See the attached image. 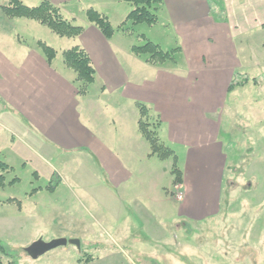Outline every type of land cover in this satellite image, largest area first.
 I'll list each match as a JSON object with an SVG mask.
<instances>
[{
    "label": "crops",
    "instance_id": "0c3cea01",
    "mask_svg": "<svg viewBox=\"0 0 264 264\" xmlns=\"http://www.w3.org/2000/svg\"><path fill=\"white\" fill-rule=\"evenodd\" d=\"M50 1L61 8L68 20L85 27L77 38H60L66 41L61 42V50L84 48L101 81L96 78L89 93L79 95L73 83L75 74L64 62L59 63V52L49 63L37 46V39L31 44L24 40L26 27L19 31L22 34L0 32V153L4 149L22 153V148L25 153L34 151L42 159H73L82 155L96 158L102 174L119 194L121 207L131 206L142 223L184 218L202 224L220 219L228 169L233 176L230 185L236 186L235 166L229 165L233 147L221 138L228 133L222 115L229 109V96L247 89L250 80L235 83L241 70L237 55L213 56L202 48V43L214 46L222 36H230L232 41L230 32L237 26L227 19L215 21L211 0H164L161 9L181 38L182 29L197 27L194 35L186 31L185 36L194 38L193 45L199 51L189 54L188 71L176 64L157 73L139 74L126 72L117 62L118 51L123 52L117 35L131 12L129 6H121L127 2ZM89 9L108 17L116 30L112 38H106L87 21ZM19 20L9 21L15 25ZM21 28L17 23V29ZM199 31H203V36ZM199 72L208 74L217 87H200L197 94L192 82ZM138 103L146 105L152 116L161 121L162 140L177 155L183 175L181 184H175L171 159L153 156L140 134ZM256 108L250 105L249 112L264 119L260 113L264 107ZM249 117L252 116L246 118L248 124ZM260 128L258 133L253 131L255 136L264 131V124ZM182 147L186 155L184 164ZM50 167L55 168L52 164ZM244 185L247 189L254 187L253 182ZM177 190L182 192L183 200L176 198ZM6 204L19 205L2 203ZM21 206L20 202V210ZM170 234V239L179 240L174 232ZM23 263L26 262L22 260Z\"/></svg>",
    "mask_w": 264,
    "mask_h": 264
},
{
    "label": "rangeland",
    "instance_id": "374dc122",
    "mask_svg": "<svg viewBox=\"0 0 264 264\" xmlns=\"http://www.w3.org/2000/svg\"><path fill=\"white\" fill-rule=\"evenodd\" d=\"M7 1L0 0V32L18 33L26 27L24 40L29 44L34 39L51 44L59 52V63L63 64L61 49L64 48L60 47L66 41L27 19L17 21L22 27L17 29V23L9 21L14 19H8L1 11V5ZM39 3L40 0H25L30 7ZM211 3L215 21L227 19L237 28L230 32L232 41L230 36L228 39L222 36L217 38L216 45L202 43V48L213 56L237 55L241 70L235 83L250 80L247 89L229 96V109L222 115L228 133L221 138L233 147L229 165L235 166L236 186L230 185L233 176L228 169L220 219L202 224L184 218L142 223L131 206L121 207L119 194L102 174L96 158L82 155L73 159H42L34 151L25 153L21 148L22 153H17L4 149L0 161L11 169L4 173L6 186L0 189V242L17 254L18 264L22 260L26 262L23 264H37L36 261L39 264H264V131L253 134L261 129L264 119L249 112L250 105L257 110L264 107V0H211ZM121 6L133 10L131 4ZM165 14L162 9L158 11L159 21L155 25L127 23V30L118 32L123 52L118 51L117 62L126 72L157 73L176 64L182 71H188L189 54L199 49L193 45L194 38L185 36V32L190 31L192 36L197 27L182 29L181 38ZM199 32L203 36V31ZM18 38L23 40L20 35ZM145 38L166 52L175 51L174 61L152 67L146 63L147 56L135 57L131 47L144 45ZM204 73L194 76L192 84L197 94L200 87H217ZM96 78L101 81L98 74ZM248 116H252L249 124ZM184 153L182 147V164ZM169 161L173 163L172 159ZM50 164L55 167L53 170ZM249 182L254 187L247 189L244 184ZM11 199L21 202V210L20 204L2 205ZM172 232L179 240L170 239ZM64 235L68 240H79L80 248L60 247L37 260L27 255L26 249L34 243H49ZM178 241L181 246H177ZM88 255L93 258L89 263L85 261Z\"/></svg>",
    "mask_w": 264,
    "mask_h": 264
},
{
    "label": "trees",
    "instance_id": "16d2710c",
    "mask_svg": "<svg viewBox=\"0 0 264 264\" xmlns=\"http://www.w3.org/2000/svg\"><path fill=\"white\" fill-rule=\"evenodd\" d=\"M132 5L133 10L129 13L127 20L120 26V30H127V23L132 26L139 24L155 25L158 23V11L164 4V0H118ZM4 15L8 19H27L35 21L48 28L59 38L74 39L81 36L85 27L77 25L73 20H68L62 13L61 8L54 5L50 0H40L38 6L30 7L25 4V0H8L5 5H1ZM86 19L89 23L95 25L103 35L110 39L115 34L110 20L106 15L89 9L86 11ZM37 46L47 61L51 63L58 55V51L47 45L43 41H38ZM131 52L136 57L147 56L146 63L151 66H161L168 61H174V52H166L162 48L145 38L142 46H133ZM65 66L75 74L73 81L79 95H87L90 87L96 79V70L92 60L86 50L80 46L62 52ZM139 121L138 128L142 137L148 142L151 148V154L162 160L172 159V174L175 177V184H181L183 175L177 165V155L175 151L164 143L160 135L162 123L151 115L149 108L138 103ZM11 168L8 164L0 161V189L6 186V177L4 173H9ZM2 171V172H1ZM17 179L10 182L13 184ZM20 204L16 199L8 200L4 203ZM17 254L13 253L6 245L0 242V264H18ZM7 260V261H6ZM87 263L93 261L91 256H86ZM81 263V260H80Z\"/></svg>",
    "mask_w": 264,
    "mask_h": 264
},
{
    "label": "water",
    "instance_id": "95a60500",
    "mask_svg": "<svg viewBox=\"0 0 264 264\" xmlns=\"http://www.w3.org/2000/svg\"><path fill=\"white\" fill-rule=\"evenodd\" d=\"M68 245H75L80 248L79 240H68L66 238H60L53 240L49 243L39 241L34 243L32 246L26 249L27 255L33 259L37 260L39 257L43 256L45 253L60 248L67 247Z\"/></svg>",
    "mask_w": 264,
    "mask_h": 264
},
{
    "label": "built area",
    "instance_id": "2783aa9c",
    "mask_svg": "<svg viewBox=\"0 0 264 264\" xmlns=\"http://www.w3.org/2000/svg\"><path fill=\"white\" fill-rule=\"evenodd\" d=\"M176 198L178 200H183V194H182V192H180V190L176 191Z\"/></svg>",
    "mask_w": 264,
    "mask_h": 264
}]
</instances>
